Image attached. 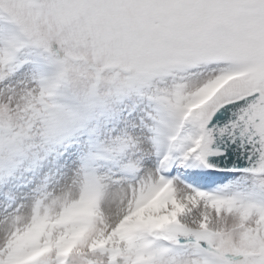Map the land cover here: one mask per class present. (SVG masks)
Masks as SVG:
<instances>
[{"label":"snow or ice","instance_id":"obj_1","mask_svg":"<svg viewBox=\"0 0 264 264\" xmlns=\"http://www.w3.org/2000/svg\"><path fill=\"white\" fill-rule=\"evenodd\" d=\"M0 264H264V0H0Z\"/></svg>","mask_w":264,"mask_h":264}]
</instances>
